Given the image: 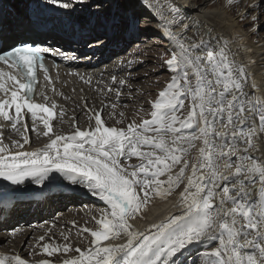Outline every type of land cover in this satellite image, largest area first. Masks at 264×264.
Wrapping results in <instances>:
<instances>
[{
  "label": "bare ground",
  "instance_id": "obj_1",
  "mask_svg": "<svg viewBox=\"0 0 264 264\" xmlns=\"http://www.w3.org/2000/svg\"><path fill=\"white\" fill-rule=\"evenodd\" d=\"M131 2L136 11H147L150 21L148 24L151 26L152 22L156 23L155 35L152 37L164 39L162 42L167 43L169 47L168 54L177 51L176 62L186 63L184 66L188 76L194 79L192 85L196 91L192 98L197 106L191 104L190 108L196 109L199 113L200 124L199 129L187 138L190 140L187 152L192 149L191 143H195L193 146L195 160L184 178V186L167 201L160 203V198L152 201L154 203L148 213L144 214L145 216L141 215L143 218L133 213L135 203L142 202L145 206L148 195L159 190L165 182L161 177L170 175V178L173 175V180L178 178L180 174L178 163L182 151L178 140L173 139L172 135L169 139L161 140L162 138L128 134L127 123L136 120L132 116L134 115L132 111L138 110L140 115L144 112L137 106L141 102V94H149L143 84L147 85L150 75L134 84L139 77L148 72L144 67L145 63L136 62L135 68L145 69L142 73L139 72L138 76L134 74L115 76L127 72L130 66L121 64L125 56L119 57L116 63L106 64L115 59L113 56L104 61L98 71L91 69L84 71L89 75L88 79H77L74 82L81 83L80 88L82 85H90V89H93L92 86L96 85L104 92L102 95L98 90H92L93 105L87 107L90 113L97 112V115L101 116L100 121L104 125L120 128V132H115L109 137L101 134L91 137L89 134L80 133L81 139H75V134L85 128L93 129L96 122L90 118L87 124L88 119L82 107L69 103L68 93H65L61 101L68 111L59 112L60 109L57 107L51 130L61 141H51L54 139L51 138V132L46 125L34 116H29L30 118L26 119L29 129L28 140L23 146H18L21 142L19 133H10L17 139L18 151H6L0 156L1 164L12 163L9 160L12 155L24 157L26 148L29 147L34 154L33 160L42 164L43 169L53 171V174L45 177L39 185L57 189L59 192L50 197L53 204L58 207L60 205L54 216V218L57 216L55 218L57 221L50 218L51 221H56V224L50 227V232L58 245H67V252L77 247L79 251L75 254L79 257L67 256L68 253L64 250L59 252V256H47V260L43 261L42 258L46 259L44 252L32 241L29 250L27 248V257L31 260L36 259V256L43 257L28 262L21 258V251L25 240H28L31 234L26 236L25 231H18L16 236L9 233L0 234V258L11 264H124L128 258L147 248L148 252L140 264H184L189 260L187 257L199 251L202 244L210 242V246L216 247L213 252L223 250L226 264H264V40L256 39V31L249 34L243 30L240 23L245 14L242 10L236 16L232 13V5L240 3H246L244 7L247 8V12L253 10L255 5L258 7L254 9L262 11L264 0H221L219 4H215L216 0ZM255 17L257 15L251 19ZM15 21L18 22L16 19ZM248 24L249 22L245 25ZM149 25L144 26L148 28ZM29 26V23L26 27L21 23H18L16 28L9 25L5 30L6 33H10L8 42L14 43L29 30ZM100 26L104 27L103 24ZM90 31L93 35H98L95 29ZM145 32L148 30L143 32L139 30L141 34ZM106 33L102 31L101 35ZM122 34L125 46L131 34L129 32ZM97 42L99 40L89 45ZM110 49L114 51L115 47L111 46ZM116 49L120 50L118 46ZM127 50L128 48L121 53H126ZM139 51L141 55L144 54L143 56L146 54L144 52H147ZM155 81L156 79L152 80ZM83 92L82 95L87 96L88 100L89 90L83 88ZM105 94L107 96L104 98ZM148 96L154 98L156 95ZM108 99L110 102L117 99L116 105L119 108L128 107L125 113L121 114L123 117H117L113 111L115 108L117 110V107L112 108ZM70 119L75 122L78 131H74ZM149 122V125L148 121L129 124L132 126L131 130L135 128V132L151 128H156L160 133L166 130L174 132L180 128L175 125L176 123L163 128L158 121ZM25 127L20 124L17 126L23 129ZM36 142L41 144L39 147L43 148L41 151L33 149V146L37 145ZM70 142L74 143L68 147L67 143ZM77 144L80 145L77 147L75 146ZM182 144H187V141ZM11 145L13 146L12 143ZM144 149L155 150L161 155L166 150L165 152L171 154L175 162L170 161L171 164L163 165L164 154L149 159ZM186 149L183 147L182 150ZM75 166L83 168L92 166L99 172L98 180L74 172L71 168ZM151 179L154 182H151ZM69 189L72 192H69ZM67 190L68 194L65 193ZM74 192L83 194L86 203L75 206L74 204L78 202L72 197ZM114 195L118 197L117 202L112 201L115 199ZM62 202H71V206L60 211L63 207ZM209 203L211 208L207 207ZM24 210L17 205L12 208V211L17 212V216H22ZM36 210L37 208L35 214L40 215L47 211V208L43 207L38 212ZM47 216L48 214L42 218ZM76 218L78 221L75 222ZM95 219H99L101 223L107 221L109 224L107 238L92 236L98 231V228L94 230L90 227L95 224ZM198 220L204 222V229L206 224L209 225L205 232L209 239H198L201 232L196 225V222L200 223ZM49 225L42 222L41 226L44 228L36 227V233L31 238L44 244L45 232ZM114 225L120 227L119 232L114 231L112 227ZM186 225L188 227H184ZM60 226L70 235H74L75 232L86 233V230L92 235H89L87 240L78 237L64 239L56 230ZM185 229L186 232H183ZM187 229L190 231L187 232ZM111 230L114 231V235H111ZM125 232L126 239L123 242L122 233ZM214 237L216 241L212 240ZM46 248L54 251L49 246ZM198 254L194 257H199L200 253Z\"/></svg>",
  "mask_w": 264,
  "mask_h": 264
},
{
  "label": "rangeland",
  "instance_id": "obj_2",
  "mask_svg": "<svg viewBox=\"0 0 264 264\" xmlns=\"http://www.w3.org/2000/svg\"><path fill=\"white\" fill-rule=\"evenodd\" d=\"M131 1H133V0H115L114 4H112V3L106 4L101 9V12L99 14L95 15L97 17L100 15L98 18H101L104 23H109L111 20L113 22L117 21V23L114 22L115 24L113 23V25H112V28H113L112 30H113V33L115 31V34L120 33L121 31H123L126 28L124 30V32H129L131 34V36L129 35V37L127 38V43L130 39L135 37V40H133L134 41L133 46L130 45L131 48L128 49L126 51V53L123 52V53H121L122 55L120 54V57L125 56L124 61L121 64H123V66L129 65L130 67L127 68V72L120 73L121 75L119 74V75H115V76H122L124 74L125 75L134 74V76H138L139 72L142 73L145 69L142 70L141 68H135L134 66H136L135 65L136 62H139L140 64L145 63L144 67L147 69L148 72L146 74L144 73V76L139 77V80L136 81L134 84H138V82L140 80L142 81L147 75H150V78H149L150 81L147 82V85L143 84V87H144L145 91L149 92V94H151L153 96L156 95V96L154 98H150V96H148L149 94L147 92H146L147 94L142 93L141 94L142 99L140 100L141 102L139 103V105L137 107L141 108L144 112H142L143 114L140 115V114H138V110H136L137 109L136 108L135 109L136 111H132L133 112L132 114H134L132 116L136 120L133 122L129 121V123L131 125H133V124H135V122H138V124H140V122L144 123V121H148L147 125H149L150 124L149 121L152 122V120H153V121H158L160 123V127H163V128L168 127L169 125L176 123L175 125L179 126L180 128H179V130L174 131L175 133L173 131H170V130L169 131H167V130L162 131L161 130L162 132L160 133V131L158 132L156 128H151L149 130H145V131H147V133L146 132H138V134H140L144 137L149 136L150 138H155V139L156 138H162L161 140H166V138L169 139L172 135V137H174L173 139L178 140L179 148L182 151L181 153L187 154V155L181 154V158H180L179 163H178V165H179L178 171H180V174H179L180 177L178 176V178H174V180H173V175H171L172 178L171 177L169 178L170 175H164L163 177H161L162 180H164L165 182L162 184V186H160L159 190L156 191L158 193L154 192L153 194L148 195V198L145 201V204H146L145 206L142 205V202L135 203V201H134L135 206L133 208V213L135 212L134 214H139L138 216L140 218H143V216H141V215L148 213L150 207L152 206V203H154L152 201L159 199V198H160L159 199L160 203L167 201L168 199L172 198L174 196V194H176L184 186V180H185L184 178L186 177V174L188 173L189 169L192 166V163L195 160V158H194V156H195L194 150L195 149L193 148L195 143L192 141L193 143H191V145H190V146H192V149L187 152L188 141H190L187 138H188V136L193 135L197 131V129H199L200 118H199V113L197 112V110L196 109L193 110L192 108H190L191 104H193V105L196 104V101H193V98H192L193 94H195L196 89L192 85V82L194 79L188 76V71L186 70V67L184 66L187 64L186 63L183 64V62H181V64L176 62V64H175V61L177 60V57H178V54H176L177 52L175 53L174 51H171L172 53L170 52V54H168L169 53V47H168L167 43L162 42V40H164V39H162V37H152L155 35L154 29H156V27H155L156 23L152 22L151 26H150L148 24L150 21H149L147 11H145V10L136 11L132 5L133 2H131ZM188 1L192 2V0H188ZM220 1L221 0H216L215 4H219ZM45 2H49V0H45ZM96 5L101 6V4H96ZM244 6H246V3L233 4L232 5L233 15H235V16L238 15L239 11L242 10V12L245 14L244 18L242 19V21L240 23L242 25L241 27L243 28V30L247 31V33H249V34L252 31H256V33H255L257 35L256 39L258 38L257 40H264V28H263V26H264V9L262 11H260L259 9H254V8L258 7L257 5H255L253 10L247 12V8H245ZM262 6H264V2H263ZM106 8H108V9H106ZM102 10H103V12H102ZM254 15H257V17L251 19L252 16H254ZM93 19H94V17H93ZM248 22H249V24L245 25ZM97 23H98V21H97ZM133 23L135 24V27L133 26ZM100 24H101V21H100ZM144 25H149V27L146 28ZM157 25H158V23H157ZM130 27H132V28H130ZM127 28H130V29H127ZM139 30H141V32L148 30V32H145L143 34H137V33H139ZM149 30H151V31H149ZM143 35H144V37H143ZM258 35H260V36H258ZM96 39L97 38H95L94 40L96 41ZM139 50L147 51V52H144L147 54V56H146V54H145V56H143L144 54L141 55V52ZM149 61H151V62H149ZM114 62H116V60L112 61V63H114ZM123 79H128V78H123ZM153 79H156V81L152 82ZM146 81H148V80H146ZM107 87L109 89H111L110 86H107ZM94 89L98 90L99 93L103 95L104 92L102 90H100L96 86H94ZM90 90L91 89H89V92H90L89 96H91V93H92V90L91 91ZM92 96H95V95H92ZM106 96H107V94H105L103 97L105 98ZM82 97H84V96L82 95ZM71 98H73V96H71V92H70V93H68L67 101H69V103H71V104H76L80 108L81 107L83 108V104L79 105L78 100L71 99ZM114 101L110 102V100L108 99V102L111 103V107L113 106L112 108L117 107L116 104H118V102H116L117 99H114ZM87 103H89V104H85L86 106L93 105L92 99L91 98H90V100L88 99ZM102 105L100 108H102ZM64 106H65V104H64ZM168 106H169V108H168ZM196 106H197V104H196ZM66 108H67L66 106L64 109L59 108L60 109L59 112L66 111V110L68 111V108L67 109ZM150 108L152 109L151 111L148 110ZM127 109H128V107H121V108L117 107V110L115 108L113 111H115V114H117V117H123L121 114H124ZM112 116L115 117L114 115H112ZM85 117L88 119V120H86V122L88 124L89 120H91L90 118H92V117L88 116V114H86ZM99 117H100L99 119L102 120L100 115H99ZM92 120L93 121L95 120L94 122H96V118L95 119L92 118ZM70 121L73 124L74 131H78V129L74 125L75 122L71 119H70ZM123 122H124V120H123ZM129 123H127V125H130ZM87 124H85V125H87ZM116 128L117 127L112 126L111 130L114 131ZM128 128H130V126H128ZM118 129L119 130L116 132L121 131L120 128H118ZM134 129L131 130L130 132H128V134L138 135L136 133L137 131L135 132ZM16 130H17V128H16ZM51 130H52V127H51ZM85 130H84L85 133L90 134V133H88V129H85ZM14 134H17V132ZM23 134H24V132H22V136L25 137V134L24 135ZM140 135H138V136H140ZM164 135H166V136H164ZM11 136L5 135L6 143H8V139H11ZM50 136H52L51 138H54L55 134L53 132H51ZM12 137L15 138V136H12ZM194 137L195 136H193V138ZM53 141L55 142V140H53ZM186 141H187V144H185V145L182 144V142L184 143ZM189 144H190V142H189ZM94 147L99 148L98 146H94ZM183 147H185L187 149L182 150ZM34 148L37 149L38 146H34ZM29 149H31V148H29ZM144 151H146L148 153L149 159H151V157L153 158V156L154 157L157 156L158 154H159V156H162L164 154L163 155L164 157H162V159L164 158L163 159L164 160L163 165H166L165 163L171 164L170 161L174 160V158H172L171 154L165 152L166 150H164V152H162V155L160 152H157L155 150L152 151V150H147V149L145 150L144 149ZM165 157H167V158H165ZM168 158H170V160ZM173 162H175V161H173ZM124 167L127 168L126 166H124ZM127 169H129V168H127ZM151 182H154V180L151 179ZM69 192H72V191L69 189ZM66 194H68V193H66ZM72 197H74V199L78 202V203L74 204L75 206H79L83 203H86V200H85V197L83 194L74 192V196H72ZM61 204H63V207L61 208L60 211H64L71 206V202H66V203L62 202ZM136 204H139L140 206L136 205ZM140 210H142V211L140 212ZM73 217H75V216L73 215ZM73 217H72V219H73ZM55 218H57V216ZM55 218H54V220L57 221V219H55ZM74 220H75V222L78 221L77 218ZM94 222H95V224L90 225V227L94 230H96L97 228H98V231L100 230L99 232L97 231V233H94L95 235L94 234L92 235L91 232L88 230H86V233L75 232L74 235H70L69 233H66L62 229V226H60L56 230H57V233L59 235L64 237V239H68V237L69 238L74 237V239H77V237H78V238H84L87 240L89 235H92L94 237L106 236V234H107V231H106L107 226L106 225L107 224H105V221L103 223H101L99 219H95ZM199 222L200 223L196 222V225H198L197 227L201 230V232L199 233L198 239H200V240L209 239L210 237H208L207 234H205V232L209 229V225L206 224L205 225L206 228L204 229V225H203L204 222H201V221H199ZM47 224H49V223H47ZM41 227L44 228V226H41ZM112 227H113L115 232H119L118 229L120 227L118 228L117 225H114ZM184 227H188V225H186ZM189 229H187V232L192 230V228L190 230ZM114 231L111 230V235H114ZM183 232H186V229L183 230ZM45 236H44V241H43L44 244H41L38 241L29 240L27 242V244H25L23 251L27 252L29 250L30 242L33 241L32 242L33 244H36V245L41 247V251L44 252L43 255H44V257H46V259L42 258L43 257V255H42V256H36L37 258L32 259V260L29 257H27L25 260H27L28 262H31V261L40 260V258H42L43 261H45V260H47V256L48 257L54 256V255L59 256V252L64 251V250H65V252H67V245H58L55 242L56 239H53V235L51 234L49 229H47V234L45 232ZM122 236H123V233H122ZM212 240L216 241V237H214V239L212 238ZM209 243L210 242H208V244H206V243L202 244L199 248V251H196L192 256L187 257L189 260L188 261L186 260V262L184 264H226V262H224L223 250L220 249V251L217 250L216 252H213L212 250L216 249V247L210 246ZM82 245L85 246V244H82ZM48 246H49V248H51L54 251L52 252L51 250L46 248ZM27 248H28V250H27ZM75 248L73 251L67 252L68 253L67 256H73V258H76L78 255H76L75 253H78L79 249L77 247H75ZM198 253H200V256L195 258L194 256H196ZM22 254L24 257H26L25 253H22Z\"/></svg>",
  "mask_w": 264,
  "mask_h": 264
},
{
  "label": "water",
  "instance_id": "obj_3",
  "mask_svg": "<svg viewBox=\"0 0 264 264\" xmlns=\"http://www.w3.org/2000/svg\"><path fill=\"white\" fill-rule=\"evenodd\" d=\"M209 207H211V203H209V205H208Z\"/></svg>",
  "mask_w": 264,
  "mask_h": 264
}]
</instances>
